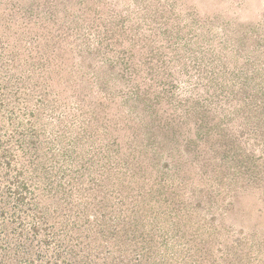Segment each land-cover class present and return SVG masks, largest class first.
<instances>
[{
  "label": "rangeland",
  "instance_id": "rangeland-1",
  "mask_svg": "<svg viewBox=\"0 0 264 264\" xmlns=\"http://www.w3.org/2000/svg\"><path fill=\"white\" fill-rule=\"evenodd\" d=\"M0 264H264V0H0Z\"/></svg>",
  "mask_w": 264,
  "mask_h": 264
}]
</instances>
